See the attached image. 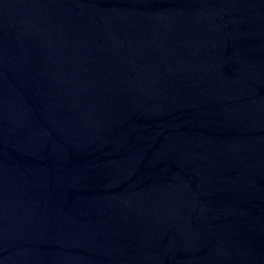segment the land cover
Segmentation results:
<instances>
[{"label":"water","instance_id":"obj_1","mask_svg":"<svg viewBox=\"0 0 264 264\" xmlns=\"http://www.w3.org/2000/svg\"><path fill=\"white\" fill-rule=\"evenodd\" d=\"M0 264H264V0H0Z\"/></svg>","mask_w":264,"mask_h":264}]
</instances>
